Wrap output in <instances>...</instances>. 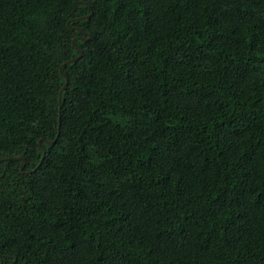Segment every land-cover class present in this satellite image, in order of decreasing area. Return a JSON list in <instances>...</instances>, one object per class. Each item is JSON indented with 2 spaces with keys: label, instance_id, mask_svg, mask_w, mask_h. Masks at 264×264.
Masks as SVG:
<instances>
[{
  "label": "trees",
  "instance_id": "16d2710c",
  "mask_svg": "<svg viewBox=\"0 0 264 264\" xmlns=\"http://www.w3.org/2000/svg\"><path fill=\"white\" fill-rule=\"evenodd\" d=\"M0 264H264V0H0Z\"/></svg>",
  "mask_w": 264,
  "mask_h": 264
},
{
  "label": "water",
  "instance_id": "95a60500",
  "mask_svg": "<svg viewBox=\"0 0 264 264\" xmlns=\"http://www.w3.org/2000/svg\"><path fill=\"white\" fill-rule=\"evenodd\" d=\"M85 3V2H84ZM87 4V3H86ZM92 13V11L90 12V14ZM89 15H86V16H83V17H81V18H79V19H85V18H87ZM76 38H74L73 39V41L75 40ZM77 49H78V51H79V54L76 56V57H73V58H71V59H69L67 62H70V61H73V60H75V59H79L80 57H81V55H82V53H81V49L79 48V47H77ZM61 71V70H60ZM65 78H66V81H65V84L62 86V88L60 89V91H59V96H58V99H59V102H60V93H61V91L66 87V85H67V76L65 75ZM38 142L41 144V146H42V156H41V161L44 159V157H45V154H46V147H45V144L44 143H42L41 142V140H38ZM50 142H53V141H46V143H50ZM15 159H22L23 160V163L21 164V166H20V168L21 169H23V167H24V165H25V160H24V158H20V157H16ZM40 161V162H41Z\"/></svg>",
  "mask_w": 264,
  "mask_h": 264
}]
</instances>
